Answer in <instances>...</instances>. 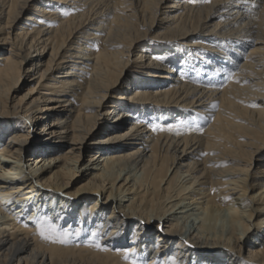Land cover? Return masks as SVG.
<instances>
[{
    "label": "bare ground",
    "instance_id": "obj_1",
    "mask_svg": "<svg viewBox=\"0 0 264 264\" xmlns=\"http://www.w3.org/2000/svg\"><path fill=\"white\" fill-rule=\"evenodd\" d=\"M0 264H264V0H0Z\"/></svg>",
    "mask_w": 264,
    "mask_h": 264
},
{
    "label": "snow or ice",
    "instance_id": "obj_2",
    "mask_svg": "<svg viewBox=\"0 0 264 264\" xmlns=\"http://www.w3.org/2000/svg\"><path fill=\"white\" fill-rule=\"evenodd\" d=\"M65 14H68V13H65ZM40 234H41V235H44V231H43V229H41Z\"/></svg>",
    "mask_w": 264,
    "mask_h": 264
},
{
    "label": "rangeland",
    "instance_id": "obj_3",
    "mask_svg": "<svg viewBox=\"0 0 264 264\" xmlns=\"http://www.w3.org/2000/svg\"><path fill=\"white\" fill-rule=\"evenodd\" d=\"M131 70H132V68H131Z\"/></svg>",
    "mask_w": 264,
    "mask_h": 264
}]
</instances>
